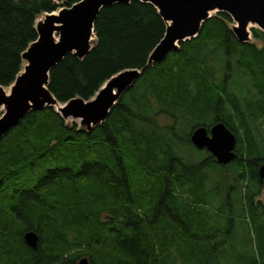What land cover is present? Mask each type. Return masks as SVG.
Returning a JSON list of instances; mask_svg holds the SVG:
<instances>
[{"label": "trees", "instance_id": "trees-1", "mask_svg": "<svg viewBox=\"0 0 264 264\" xmlns=\"http://www.w3.org/2000/svg\"><path fill=\"white\" fill-rule=\"evenodd\" d=\"M80 1L0 0V86L23 70L39 17ZM233 24L215 13L148 64L167 30L157 8L100 11L91 51L67 55L48 89L89 101L122 71L141 76L91 131L48 107L0 141V264H264V32L241 44ZM219 122L237 137L225 166L191 142Z\"/></svg>", "mask_w": 264, "mask_h": 264}, {"label": "water", "instance_id": "water-1", "mask_svg": "<svg viewBox=\"0 0 264 264\" xmlns=\"http://www.w3.org/2000/svg\"><path fill=\"white\" fill-rule=\"evenodd\" d=\"M60 4L64 0H54ZM134 0H81L71 7L46 13L36 22L38 38L22 54L26 62L14 83L0 86V141L17 127L30 111L54 108L65 120H79L91 131L104 123L111 111L141 76L138 69L125 70L111 77L93 99L74 98L60 103L48 89L51 71L69 54L85 58L96 41L95 22L103 8L129 4ZM155 6L167 24L165 37L150 55L148 64H161L180 44L196 38L215 13L224 12L234 22L232 32L241 43L252 41V28L264 32V0H139ZM2 109L4 112L1 114ZM193 146L207 151L219 165H228L237 157V137L223 123L210 129L198 127L191 135ZM264 182V164L259 168ZM26 244L37 248L38 236L30 231L24 235ZM78 264H89L83 258Z\"/></svg>", "mask_w": 264, "mask_h": 264}, {"label": "rangeland", "instance_id": "rangeland-1", "mask_svg": "<svg viewBox=\"0 0 264 264\" xmlns=\"http://www.w3.org/2000/svg\"><path fill=\"white\" fill-rule=\"evenodd\" d=\"M64 1H66V0H64ZM64 1H63V3H64ZM64 8V7H63ZM44 19V15H42L41 17H39V19L37 20V21H40V20H43ZM26 65V62L24 61V65H23V68H24V66ZM6 91L7 92H9V88H6ZM4 112V109H2V112H1V114ZM68 122H70V123H72V122H75V123H77L78 125H79V120H72V119H70V120H68ZM200 151V150H199ZM182 154L184 155V156H189V157H194L195 156V154L196 153H194V150L192 149V148H185L184 147V149L182 150ZM260 201L264 204V196H262V197H260Z\"/></svg>", "mask_w": 264, "mask_h": 264}]
</instances>
